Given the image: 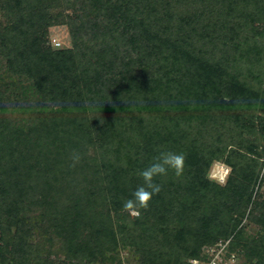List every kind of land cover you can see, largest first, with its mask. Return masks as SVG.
<instances>
[{"label": "trees", "instance_id": "trees-1", "mask_svg": "<svg viewBox=\"0 0 264 264\" xmlns=\"http://www.w3.org/2000/svg\"><path fill=\"white\" fill-rule=\"evenodd\" d=\"M0 13V264H118L123 250L196 264L221 241L220 264H264V0H0ZM57 25L70 47L51 44ZM169 150L184 175L158 177L139 218L124 211Z\"/></svg>", "mask_w": 264, "mask_h": 264}, {"label": "clouds", "instance_id": "clouds-1", "mask_svg": "<svg viewBox=\"0 0 264 264\" xmlns=\"http://www.w3.org/2000/svg\"><path fill=\"white\" fill-rule=\"evenodd\" d=\"M73 167L81 160L79 154H74ZM186 155L173 151H161L152 158L145 168L138 171L142 184L131 193V198L124 200L123 209L139 218L141 210H147L154 195L162 191V184L157 183L158 177H166L171 172L180 178L185 172Z\"/></svg>", "mask_w": 264, "mask_h": 264}, {"label": "rangeland", "instance_id": "rangeland-1", "mask_svg": "<svg viewBox=\"0 0 264 264\" xmlns=\"http://www.w3.org/2000/svg\"><path fill=\"white\" fill-rule=\"evenodd\" d=\"M2 14L0 13V18H2ZM54 40L59 42L58 46L55 45ZM50 42L53 46L56 47H70L72 45V39L69 32V28L67 25H57L53 26L50 29ZM232 168L222 161H216L211 167L210 170V178L214 179L222 184H225L231 174ZM264 179V176H263ZM261 196L264 199V186L261 189ZM57 263V261H56ZM118 264H140L139 259L136 256H132L129 250H123L121 254V259L117 262ZM194 263V261H193ZM199 263H202L199 261ZM67 264H93V263H85L81 256L70 260ZM99 264V263H94ZM240 264V263H239Z\"/></svg>", "mask_w": 264, "mask_h": 264}, {"label": "built area", "instance_id": "built-area-1", "mask_svg": "<svg viewBox=\"0 0 264 264\" xmlns=\"http://www.w3.org/2000/svg\"><path fill=\"white\" fill-rule=\"evenodd\" d=\"M54 42H55L56 46H58L60 44L56 40H54ZM219 245H220V248L215 251L216 254H215L214 258L211 261L202 262L201 264H220L221 255H222L224 249L226 248L227 242L221 241L219 243ZM194 263L197 264V263H199V261L198 260H194ZM226 264H239V261L236 259L235 256H232L231 259Z\"/></svg>", "mask_w": 264, "mask_h": 264}]
</instances>
